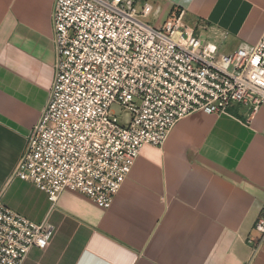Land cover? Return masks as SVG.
<instances>
[{"label":"crops","instance_id":"1","mask_svg":"<svg viewBox=\"0 0 264 264\" xmlns=\"http://www.w3.org/2000/svg\"><path fill=\"white\" fill-rule=\"evenodd\" d=\"M56 0H0V201L53 228L23 264H264V109L180 120L146 145L110 208L70 189L56 203L13 177L52 89ZM180 12L203 40L232 54L264 34V0H139ZM154 3V4H153Z\"/></svg>","mask_w":264,"mask_h":264},{"label":"built area","instance_id":"2","mask_svg":"<svg viewBox=\"0 0 264 264\" xmlns=\"http://www.w3.org/2000/svg\"><path fill=\"white\" fill-rule=\"evenodd\" d=\"M151 14L161 9L144 3L140 10L137 0L55 1L54 82L13 172L51 203L70 189L108 209L143 147L161 148L183 118L227 114L235 105L252 116L264 109V34L224 55L183 11L156 28L142 20ZM255 229L258 251L264 214ZM52 235L50 224L0 201V264H23Z\"/></svg>","mask_w":264,"mask_h":264},{"label":"rangeland","instance_id":"3","mask_svg":"<svg viewBox=\"0 0 264 264\" xmlns=\"http://www.w3.org/2000/svg\"><path fill=\"white\" fill-rule=\"evenodd\" d=\"M143 4H144V2H141V1L137 0V7H138L140 10H141V8L143 7ZM153 4H154V3H153ZM153 7H154V9H156V8H157V5L154 4ZM172 17H174V16H172ZM172 17H169V18L166 19V17H163V14H160L158 17H156L154 14H151L149 17H147V18H143L142 20H143L145 23L149 24L150 26L156 28V27H161V26L163 25V23H164L166 20H168V19H172ZM220 53H221V54H224V55H230V54H228V53H225V51H223V50H221V49H220ZM113 111L116 112V113H120V108H119L117 105H115V106L113 107ZM124 116H125V115H123L122 118H123V119H126V117H124Z\"/></svg>","mask_w":264,"mask_h":264}]
</instances>
